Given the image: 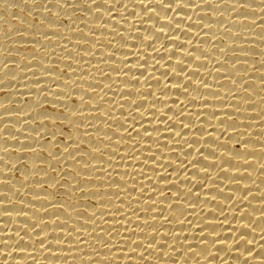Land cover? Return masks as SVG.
<instances>
[{"label": "bare ground", "instance_id": "1", "mask_svg": "<svg viewBox=\"0 0 264 264\" xmlns=\"http://www.w3.org/2000/svg\"><path fill=\"white\" fill-rule=\"evenodd\" d=\"M0 264H264V0H0Z\"/></svg>", "mask_w": 264, "mask_h": 264}]
</instances>
